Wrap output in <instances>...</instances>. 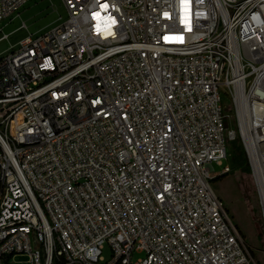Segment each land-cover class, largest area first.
Masks as SVG:
<instances>
[{
  "label": "built area",
  "instance_id": "obj_1",
  "mask_svg": "<svg viewBox=\"0 0 264 264\" xmlns=\"http://www.w3.org/2000/svg\"><path fill=\"white\" fill-rule=\"evenodd\" d=\"M61 1L0 56V264H260L211 181L238 138L264 224V0Z\"/></svg>",
  "mask_w": 264,
  "mask_h": 264
},
{
  "label": "rangeland",
  "instance_id": "obj_2",
  "mask_svg": "<svg viewBox=\"0 0 264 264\" xmlns=\"http://www.w3.org/2000/svg\"><path fill=\"white\" fill-rule=\"evenodd\" d=\"M66 18L67 11L61 0L25 1L16 12L0 22V37L3 34H10L8 39L0 40V56H4L11 46L16 47L18 41L26 35L42 34L61 25ZM23 22L26 28H20ZM221 105L226 112L230 113V117L223 119L224 126L233 129L234 114L225 96H222ZM231 145L232 141H228L227 158L222 161V164H212L215 173L222 171L224 166H229L230 171L224 177L212 180L211 186L221 198L233 222L251 248L255 259L260 264H264V224L260 218L253 179L249 171L232 169L229 159L232 153ZM110 254V248L105 244L102 257L109 259ZM143 255V253H134L132 259L135 260ZM25 260L26 256H17L14 264H26Z\"/></svg>",
  "mask_w": 264,
  "mask_h": 264
},
{
  "label": "trees",
  "instance_id": "obj_3",
  "mask_svg": "<svg viewBox=\"0 0 264 264\" xmlns=\"http://www.w3.org/2000/svg\"><path fill=\"white\" fill-rule=\"evenodd\" d=\"M231 164H232V169H241L244 171H249V167L247 164L246 156L244 153V150L242 149V146L239 142V140H233L232 145H231ZM228 173V172H227ZM227 173L221 174L214 179L222 178L224 177ZM240 231V230H239ZM241 233V232H240ZM52 264H67L66 261L63 258H55Z\"/></svg>",
  "mask_w": 264,
  "mask_h": 264
},
{
  "label": "water",
  "instance_id": "obj_4",
  "mask_svg": "<svg viewBox=\"0 0 264 264\" xmlns=\"http://www.w3.org/2000/svg\"><path fill=\"white\" fill-rule=\"evenodd\" d=\"M212 180H214V178Z\"/></svg>",
  "mask_w": 264,
  "mask_h": 264
}]
</instances>
